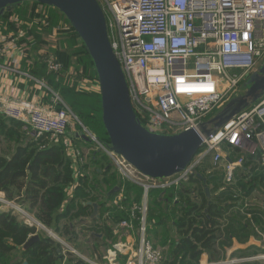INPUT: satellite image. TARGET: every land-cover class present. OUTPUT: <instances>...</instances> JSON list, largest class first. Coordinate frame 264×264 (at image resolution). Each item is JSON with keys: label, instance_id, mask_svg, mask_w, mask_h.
I'll list each match as a JSON object with an SVG mask.
<instances>
[{"label": "built area", "instance_id": "obj_1", "mask_svg": "<svg viewBox=\"0 0 264 264\" xmlns=\"http://www.w3.org/2000/svg\"><path fill=\"white\" fill-rule=\"evenodd\" d=\"M96 1L104 14L108 40L124 73L132 107L141 123L144 121L142 125L151 133L173 135L192 129L200 136L199 150L189 164L168 177L141 174L111 151L109 144L96 140L57 96L54 102L58 108L44 107L39 100L15 99L11 88L7 95L0 94V116L22 123L36 137L62 138L67 156L76 165L84 160L82 149L74 144L73 133L67 135V131L73 122L78 123L113 159L122 179L142 188L141 204L132 205L128 218L116 225L115 240L102 258L79 255L84 263L163 264L162 252L147 233L150 189L179 185L206 158L212 166L221 165L226 184L233 181L246 155L259 157L264 171V97L234 115L215 133L202 136L198 131L199 124L213 117L234 95L245 91L244 82L264 59V0ZM45 17L38 21L40 25H47ZM21 24L15 15L6 21L0 19V75L11 82L25 55L23 43L28 40V32ZM44 63L48 73L62 70L56 55L47 56ZM22 74L38 86H45L43 81ZM92 88L100 91L97 77L78 83L80 91ZM223 145L237 150V158L230 160V151H225ZM124 163L138 174H128ZM124 199L122 184L112 204L122 209ZM0 202L7 203L3 197Z\"/></svg>", "mask_w": 264, "mask_h": 264}, {"label": "trees", "instance_id": "obj_2", "mask_svg": "<svg viewBox=\"0 0 264 264\" xmlns=\"http://www.w3.org/2000/svg\"><path fill=\"white\" fill-rule=\"evenodd\" d=\"M36 5H40L42 9L35 15ZM13 6V9L3 12L0 19L6 21L13 12L21 20L22 29L34 19L32 34L27 36V43L30 45L26 47V43L23 44L28 53H36L44 36V29L48 31L46 41L53 40L55 36L59 38V49L55 53H58L59 60L63 62L62 70L58 74L52 73L48 82L58 91L80 123L98 137L99 141L109 144L101 120L100 93L78 89L81 79L96 78V72L75 29L59 10L46 4L25 1ZM44 16L46 26L38 22ZM73 56L77 60L75 66L70 65ZM69 65L77 69L78 74L74 78L68 76ZM0 127L7 135H16L22 124L2 117ZM41 137L18 148L10 158L0 156V191L4 192L7 200H12L14 191L19 190L20 200L16 201L19 207L30 212L54 234L65 237L66 243L72 245L78 253L87 252L100 260L103 255L100 248L96 245L93 248L88 246L90 240H96L92 234V231L97 232L94 226H101L104 230L102 243L108 248L115 239V226L128 218L132 202H140L142 188L124 181L110 164L107 155L100 151L91 153L88 164L86 159L82 163L78 162L75 169L73 160L67 156L62 145V138L45 144V141H39ZM79 141L73 139L74 144ZM223 149L230 151V160L238 156V151L227 145H223ZM207 159L196 166L188 179L179 185L148 191L147 233L152 242L167 245V250L162 251L163 264L197 263L202 251L214 239V227L218 225L216 220L224 213L232 218H229L232 222L227 224L232 228L235 220L237 225L245 226L246 223L241 220L246 215L250 219L253 216V221L259 226L262 224L264 211L243 205L244 198L250 197L254 190L264 189V171L259 157L246 155L230 184L224 183L223 169H215ZM91 165L95 168L90 169ZM90 171H93L94 177L100 175L102 180L96 181ZM122 182L127 200L123 201V208L120 209L112 204V193L113 187L120 188ZM205 188L209 189V195ZM94 191H99L98 196L93 194ZM93 204L97 205L96 214L93 212ZM256 210L261 212L262 218L255 217ZM103 217L104 220L101 221ZM138 225L139 221H134L136 229ZM35 233V226L17 221L10 211H2L0 264H23L24 261L27 264H86L79 254L64 249L58 241L41 233H37L39 241L30 248L21 250L27 238ZM82 246H85V251Z\"/></svg>", "mask_w": 264, "mask_h": 264}, {"label": "water", "instance_id": "obj_3", "mask_svg": "<svg viewBox=\"0 0 264 264\" xmlns=\"http://www.w3.org/2000/svg\"><path fill=\"white\" fill-rule=\"evenodd\" d=\"M25 1H37L59 10L83 41L99 81L101 120L109 139V149L150 178L168 177L182 171L199 150L200 136L192 129L173 135L151 133L142 125L132 107L124 73L110 46L106 20L98 2L0 0V15L5 9ZM244 86V92L234 95L213 117L198 125L202 136L215 133L234 115L264 97V61L247 77ZM73 137L93 141L83 128ZM205 192L209 195L208 188H205ZM93 212H97L96 204H93ZM35 223L49 235L52 234L42 224ZM55 238L61 242L56 235ZM37 241L39 235L31 234L22 249L30 248Z\"/></svg>", "mask_w": 264, "mask_h": 264}, {"label": "crops", "instance_id": "obj_4", "mask_svg": "<svg viewBox=\"0 0 264 264\" xmlns=\"http://www.w3.org/2000/svg\"><path fill=\"white\" fill-rule=\"evenodd\" d=\"M32 24L33 23H31L29 26L25 28L28 32L27 35L32 34ZM9 26L13 28L12 25H9ZM29 41H32V40H29ZM18 42L19 44L23 43L22 40ZM36 49H37L36 53H28L25 50V55L20 59V69L18 70L17 73L12 75L14 78L12 82L9 81L7 78L3 77L2 75H0V94L5 96L10 92L11 88H14L13 97L15 99L27 98V99H32L35 101L39 100V103L44 107L52 105L53 107L58 108L59 104L54 102V98H56L57 96L62 101L63 99L58 93V91L54 89V86L50 84V82H48L52 75V73H48L46 71V67L44 63V59L48 56V54L47 56L42 55L41 53H43V50L39 46ZM56 54L58 55V53ZM76 63H77L76 57L73 56L70 59V65L75 66ZM23 72L29 74L35 79H38L39 81H43V82L45 81L46 85L44 84L45 86H38L37 84L34 83V81L27 80L26 78L23 77V74H22ZM91 91L95 93H99L98 90L93 89V88ZM2 117L3 116H0V118ZM73 126L74 125H71V127L68 129L67 133H70V135L71 133L74 134L82 130V127L79 124L75 128ZM3 133L5 132L4 131L2 132L1 127H0V134H3ZM8 136L12 137L13 145H12L10 152L7 153V155L0 154V156L4 158H10L13 154H15L18 148H23L29 142L37 141L39 138V137H36L35 133L31 129H27L24 125H22V128L18 130L16 135H8ZM42 137L39 139V141H45L46 142L45 144L52 143V140L49 139L47 136H42ZM74 139L80 140L79 142H76V145H80L81 140H83L81 138H74ZM90 143H92V141L82 142L83 146H87V145L89 146ZM93 152L95 153V151H92V153ZM91 157L92 156L90 154L88 157V162L90 161ZM107 159L109 158L107 157ZM73 166H77V165L73 164ZM97 172L100 173V169H97ZM113 188H114L113 189L114 192L112 193V199L114 197V194L118 192V187H113ZM260 192H262L264 196V189L262 188L260 191L254 190L252 195L248 197L247 200L248 199L252 200L253 202L252 208H255L257 210L260 209L264 211V207H260L261 203H258V200H259L258 193ZM20 196H21V193L19 194V190L14 191L13 199L11 201H13L14 203H16V201L19 202ZM132 196L133 194L131 195L130 200H132ZM0 197H3L5 199L4 192L0 191ZM126 198L127 196L125 197L124 201L127 200ZM22 209L25 211V213L31 214L26 209L24 208ZM257 210L255 211L256 212L255 217L262 218L263 215L261 216V212H258ZM229 218L230 217L228 216V214L224 213L221 218H218L216 220L218 225L214 227L215 228L214 239H212L209 246L206 247L202 251L198 259V262L195 264H264V218H262V224L259 226L253 221L254 220L253 216L250 219V216L246 215L241 220L242 222L246 223L245 226L237 225V222L235 220L233 222L235 224L233 228L227 225L228 223L230 224L232 222L230 220L232 218L230 219ZM33 219H34V222L37 221L38 223H40L34 216H33ZM102 220H104V217L101 219V221ZM106 222H109V221L107 220ZM30 226H34V225H30ZM94 227H96L97 232L92 231V234L94 235V239L96 240H90V243L88 246L93 248L94 245H96L97 248H100V253H104L105 249L107 248V247H104L105 243H102V237L104 234V230L101 228V226H98V225ZM228 227L230 231H228ZM77 229L78 227L76 228V230ZM37 233H39L38 229H36V234ZM113 234H114V231H113ZM60 243L63 245L62 242ZM64 243L66 244L65 240H64ZM159 246L162 248V250L164 251L167 250V245H159ZM82 247L85 249V246H82ZM69 248L76 250L70 246ZM21 250L23 249L21 248ZM78 252L79 251H77L76 254H79L83 257H87L90 259L97 257V256H94V257L90 256L89 253L85 255V253L80 252L81 253L80 254Z\"/></svg>", "mask_w": 264, "mask_h": 264}, {"label": "rangeland", "instance_id": "obj_5", "mask_svg": "<svg viewBox=\"0 0 264 264\" xmlns=\"http://www.w3.org/2000/svg\"><path fill=\"white\" fill-rule=\"evenodd\" d=\"M52 7V6H51ZM14 8V6H12V8L10 7V9H13ZM40 9H42V7L40 6V5H36L35 6V10H34V13H35V15H36V13H38L39 11H40ZM9 9H5L4 10V12L5 11H8ZM15 14H16V12H14ZM11 15H14L13 14V12H11L10 13V15H9V17L11 16ZM16 16V15H15ZM62 18V17H61ZM63 19V18H62ZM47 30H45L44 29V33H43V38H42V40H41V42H40V44H39V47L43 50V53H41L42 55H44V56H47V54H48V56H51V55H56L57 56V58H58V55L55 53L56 51H58V41H59V38H57L56 36L53 38V40H51V39H49V40H45V36L47 35ZM44 41V42H43ZM26 43V47H28L30 44H28L27 43V40H25V42L23 43V44H25ZM56 47V48H55ZM59 59V58H58ZM264 61V59L262 60V62ZM62 62V61H61ZM261 62V63H262ZM62 65H63V62H62ZM68 74H69V76L70 77H72V78H74L77 74H78V72H76L77 71V69H76V67H73V66H69L68 67ZM45 85H46V83H45V81L43 82ZM73 127L75 128L76 126H78V123H75V122H73ZM28 128V127H27ZM68 132V131H67ZM67 134H69V133H67ZM95 136V135H94ZM96 137V136H95ZM97 139H98V137H96ZM99 140V139H98ZM12 145H13V139H12V137L10 136H8V135H6L5 133H3V134H0V154H3V155H7V153H9L10 152V150H11V148H12ZM80 149H82V151H81V157L83 158V159H86L87 160V164H88V157H89V155L92 153V151H100L101 152V154H104V155H106V153L103 151V150H101L100 148H99V146L96 144V142L95 141H92V143H90V145L87 147V146H83V144H82V142H80V145H77ZM109 159V161H110V164L111 165H113V167L118 171V169L116 168V166H115V163H114V161H113V159L112 158H110L109 156H107ZM237 158V157H236ZM235 158V159H236ZM76 159V158H75ZM207 161H208V163L210 164V162H209V158L207 159ZM253 164V163H252ZM251 165V164H250ZM209 166V165H208ZM215 169H221L222 170V167L221 166H213ZM95 167H92V165H91V167H90V169H94ZM98 169V168H97ZM208 169H210V167L208 168ZM118 173H119V171H118ZM120 174V173H119ZM224 174V173H223ZM90 175L91 176H93L94 177V173H93V171L91 172L90 171ZM95 178V180L96 181H101L102 179V177L100 176V175H97V176H95L94 177ZM125 179H127V178H125ZM124 181H130L129 179H127V180H124ZM122 184H123V182H122ZM121 184V185H122ZM104 186V185H103ZM102 186V187H103ZM167 188H169V187H167ZM156 189H159V188H156ZM165 189V188H164ZM100 191V190H99ZM99 191H94L93 192V194L95 195V196H98V194H99ZM115 195H117V193H115L114 194V196ZM148 196V195H147ZM133 197V196H132ZM248 198V197H247ZM247 198H244V200H243V205L246 207V208H249V207H252L253 206V202H252V200H250V199H248L247 200ZM258 203H261V205H260V207H264V196H263V193L262 192H260V193H258ZM5 200L7 201V203H2V202H0V211L2 212V211H10L11 212V214L17 219V221H21V222H24V223H26L27 225H34V226H36L35 228L36 229H38L39 230V233H41V234H44V235H49L44 229H42L40 226H37V224L35 223V222H32V220L30 219V217H32L33 218V216L31 215V214H29V213H26L25 214V211L21 208V207H19L16 203H14L13 201H11V200H7L6 198H5ZM113 202V201H112ZM141 202H142V195H141V199H140V202L139 203H133L132 202V204L131 205H137V204H141ZM147 202H148V197H147ZM130 205V206H131ZM126 207H128V205L126 204L125 205ZM22 211H24V212H22ZM55 235L59 238V240H61V242L63 243V245L55 238ZM62 235V234H61ZM50 237L51 238H53V240H55V241H58L60 244H61V246L63 247V248H65V249H67L68 251H71V248H69V246L70 247H72L73 248V246L72 245H70L69 243H64V239H63V237H60L58 234H54L53 232H52V234L50 235ZM65 238V237H64ZM155 241H153V244H155V247L156 248H158L161 252L163 251L162 250V248L159 246V244L158 243H154ZM76 253H77V251L76 250H74ZM84 251H85V249H84ZM74 253V252H73ZM84 253H86L87 254V252H84ZM85 254V255H86Z\"/></svg>", "mask_w": 264, "mask_h": 264}, {"label": "bare ground", "instance_id": "obj_6", "mask_svg": "<svg viewBox=\"0 0 264 264\" xmlns=\"http://www.w3.org/2000/svg\"><path fill=\"white\" fill-rule=\"evenodd\" d=\"M124 165L126 166L125 170L127 171L128 174H130L131 176L134 175V173L138 174L137 172H135L129 165H127L126 163H124ZM1 199V197H0ZM30 219L32 220V222H34V219L32 217H30Z\"/></svg>", "mask_w": 264, "mask_h": 264}]
</instances>
